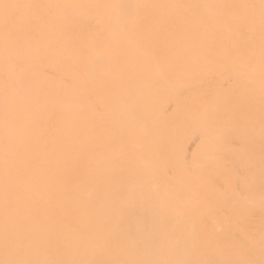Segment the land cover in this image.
Returning a JSON list of instances; mask_svg holds the SVG:
<instances>
[{"label": "rangeland", "instance_id": "rangeland-1", "mask_svg": "<svg viewBox=\"0 0 264 264\" xmlns=\"http://www.w3.org/2000/svg\"><path fill=\"white\" fill-rule=\"evenodd\" d=\"M122 1L0 0V264H264V0Z\"/></svg>", "mask_w": 264, "mask_h": 264}, {"label": "bare ground", "instance_id": "bare-ground-1", "mask_svg": "<svg viewBox=\"0 0 264 264\" xmlns=\"http://www.w3.org/2000/svg\"><path fill=\"white\" fill-rule=\"evenodd\" d=\"M202 4L200 2L197 1V4L195 6V8H201ZM135 4L131 1V0H123L121 3H120V11H121V15H123L125 18H129L132 14H134L136 11H135ZM182 6H179V9H181ZM96 12L97 14H101V13H104V17H108V13L102 9L101 7L100 8H97L96 9ZM142 24L143 26H145V28L143 29V31L145 32H149L147 30V25H148V22L143 20L142 21ZM160 24H163L165 26L166 21H161Z\"/></svg>", "mask_w": 264, "mask_h": 264}]
</instances>
